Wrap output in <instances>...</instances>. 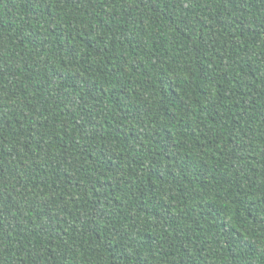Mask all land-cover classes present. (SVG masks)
<instances>
[{"label": "trees", "instance_id": "trees-1", "mask_svg": "<svg viewBox=\"0 0 264 264\" xmlns=\"http://www.w3.org/2000/svg\"><path fill=\"white\" fill-rule=\"evenodd\" d=\"M0 264H264V0H0Z\"/></svg>", "mask_w": 264, "mask_h": 264}]
</instances>
